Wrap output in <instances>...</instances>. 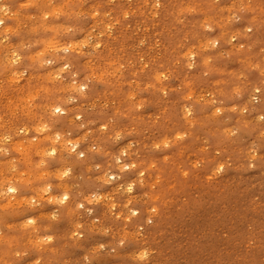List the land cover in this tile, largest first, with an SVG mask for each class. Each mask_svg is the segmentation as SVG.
Here are the masks:
<instances>
[{
    "label": "clouds",
    "instance_id": "clouds-1",
    "mask_svg": "<svg viewBox=\"0 0 264 264\" xmlns=\"http://www.w3.org/2000/svg\"><path fill=\"white\" fill-rule=\"evenodd\" d=\"M0 264H264V0H0Z\"/></svg>",
    "mask_w": 264,
    "mask_h": 264
}]
</instances>
